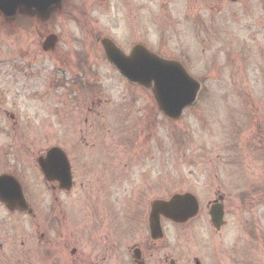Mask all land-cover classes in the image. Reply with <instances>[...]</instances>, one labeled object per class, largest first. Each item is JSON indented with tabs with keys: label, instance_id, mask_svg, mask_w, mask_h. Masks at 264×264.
I'll return each mask as SVG.
<instances>
[{
	"label": "rangeland",
	"instance_id": "rangeland-1",
	"mask_svg": "<svg viewBox=\"0 0 264 264\" xmlns=\"http://www.w3.org/2000/svg\"><path fill=\"white\" fill-rule=\"evenodd\" d=\"M67 5L64 0L47 24L24 9L14 19L0 13V173L18 177L27 189L46 185L38 159L53 145H66L88 220L96 213L90 207L99 185H117L120 246L128 239L124 249L145 241L153 201L192 193L206 210L227 195L232 208L245 181L260 179L264 185V13L214 27L200 12L197 17L207 24L197 29L190 0ZM50 35L58 45L44 52ZM103 38L124 51L141 44L182 63L202 83L195 106L178 121L167 119L151 91L109 66ZM200 227L214 230L205 221ZM163 228L157 245L174 256L177 227L163 222ZM228 228L231 245L264 244L258 231L242 239L238 216L230 215Z\"/></svg>",
	"mask_w": 264,
	"mask_h": 264
},
{
	"label": "flooded vegetation",
	"instance_id": "flooded-vegetation-1",
	"mask_svg": "<svg viewBox=\"0 0 264 264\" xmlns=\"http://www.w3.org/2000/svg\"><path fill=\"white\" fill-rule=\"evenodd\" d=\"M99 1L108 3L111 0ZM190 1L195 11L194 25L197 29L199 25L204 27L207 24L205 17H197L200 12L206 15V20L214 27L229 25L232 20L239 24L245 16L252 19V14L264 13V0ZM48 15L40 16L35 12L31 16L32 20L35 18L47 24ZM19 23L23 25L24 22ZM129 52L125 51L126 54ZM104 58L122 76L110 64L105 52ZM55 147L61 148L67 155L66 145L52 146ZM72 174L74 181V167ZM6 185L11 195L8 202L0 198V264H264V244L247 248L231 245L232 236L228 228L230 215L238 216L244 234L242 239L252 238V231H258L259 237L264 238V193L260 179L245 181L246 188L232 208L228 206L227 195H220L216 201L209 202L204 210L203 201L195 195L200 204L198 215L186 223L174 224L177 227L174 256L162 254L166 245L159 249L157 243L162 242V239L152 240L150 227L148 234L142 237L146 239L141 245L124 249L128 245L126 239L124 247L120 246L117 185H99L100 195L96 204L90 207L95 206L96 213L90 212L89 220L81 207L75 182L74 185H62L60 181H53L46 185H31L27 189L19 181L24 197L20 189L18 191L14 187L16 183L0 184V194L7 190ZM80 186L84 191L89 187ZM250 186L258 188L250 190ZM114 205L116 211L113 210ZM212 213H223L220 228L213 227ZM204 221L207 226L211 224L214 230L200 227ZM187 226L191 228L185 232L183 228Z\"/></svg>",
	"mask_w": 264,
	"mask_h": 264
},
{
	"label": "water",
	"instance_id": "water-1",
	"mask_svg": "<svg viewBox=\"0 0 264 264\" xmlns=\"http://www.w3.org/2000/svg\"><path fill=\"white\" fill-rule=\"evenodd\" d=\"M62 0H0V11L7 17L16 15L19 8L27 12L33 9L41 15L53 7H59ZM58 43L56 36H50L43 48L54 50ZM108 59L131 83L151 89L161 111L171 120H179L186 108L195 104L201 85L194 80L179 63L168 62L150 53L142 46L136 47L131 56L123 55L109 40L103 41ZM40 168L47 180H59L63 185H72L71 168L65 153L58 149L48 152L46 158L39 159ZM16 183L10 176L0 178V184ZM19 191V186L14 185ZM1 196L8 200V185ZM22 195V194H21ZM199 212L197 199L190 195H175L169 201H156L152 205L150 230L154 240L163 238L161 218L174 223H185ZM223 213L213 214L212 223L216 228L222 225Z\"/></svg>",
	"mask_w": 264,
	"mask_h": 264
}]
</instances>
